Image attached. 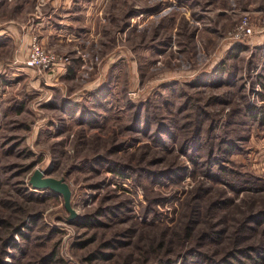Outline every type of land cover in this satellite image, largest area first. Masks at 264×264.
Masks as SVG:
<instances>
[{
    "label": "rangeland",
    "instance_id": "obj_1",
    "mask_svg": "<svg viewBox=\"0 0 264 264\" xmlns=\"http://www.w3.org/2000/svg\"><path fill=\"white\" fill-rule=\"evenodd\" d=\"M263 237L264 0H0V264H264Z\"/></svg>",
    "mask_w": 264,
    "mask_h": 264
},
{
    "label": "trees",
    "instance_id": "obj_2",
    "mask_svg": "<svg viewBox=\"0 0 264 264\" xmlns=\"http://www.w3.org/2000/svg\"><path fill=\"white\" fill-rule=\"evenodd\" d=\"M251 111L254 112L253 109H251ZM197 134H199V133H197ZM226 143L229 145V148L227 149V152H224L222 150V152H224L225 155L232 154V153H234L235 150H237L236 149V147H237L236 142L229 141ZM201 147H202L201 143H195L194 147H193V149H195V151L193 152L194 161L198 162V164H200L202 162V159L199 158V157H201V153H200ZM208 157H210V161H208V163H206L207 167H208L209 171H211L213 169L216 170L215 171V172H217L215 174L216 177H222L224 175H230L234 180L238 181L237 180L239 178L238 171H226L227 170L226 165L223 164L222 162L217 161V156L215 153H211L210 155H208ZM223 159L228 160L229 158L227 156V157H224ZM114 172L119 173L121 176L123 174L122 171H119L118 169H115ZM248 176H250L251 179L254 178L250 174ZM232 186L234 187L233 188V190H234L236 188V186L235 185H232ZM235 190H236V192H239L241 189H235ZM79 224L85 225L86 223L83 221H80ZM252 250L257 255L256 259H254V257H250L252 262L254 261V263H257V262H260L261 260H264V237L252 248Z\"/></svg>",
    "mask_w": 264,
    "mask_h": 264
},
{
    "label": "built area",
    "instance_id": "obj_3",
    "mask_svg": "<svg viewBox=\"0 0 264 264\" xmlns=\"http://www.w3.org/2000/svg\"><path fill=\"white\" fill-rule=\"evenodd\" d=\"M250 32V31H249ZM27 64L37 70L39 73L55 74L64 69V64L68 58L58 55L43 47V45L34 38L30 44L26 55Z\"/></svg>",
    "mask_w": 264,
    "mask_h": 264
},
{
    "label": "water",
    "instance_id": "obj_4",
    "mask_svg": "<svg viewBox=\"0 0 264 264\" xmlns=\"http://www.w3.org/2000/svg\"><path fill=\"white\" fill-rule=\"evenodd\" d=\"M44 171L37 169L31 177V183L38 189H50L54 192L61 193L65 200V207L71 213V219L76 216L75 210L71 207L72 191L69 184L62 178L57 179L51 176H44Z\"/></svg>",
    "mask_w": 264,
    "mask_h": 264
},
{
    "label": "crops",
    "instance_id": "obj_5",
    "mask_svg": "<svg viewBox=\"0 0 264 264\" xmlns=\"http://www.w3.org/2000/svg\"><path fill=\"white\" fill-rule=\"evenodd\" d=\"M29 34H25V37H23V39H25L26 40V38H27V36H28ZM21 37H20V39H19V42L21 41V43H20V46H21V48H22V50L20 51V53H19V56H17L16 55V53H14V55L12 56V58L14 59V60H18L19 61V59H20V61H21V59L24 57V54L26 55V53L28 52V50H27V44H28V42L26 43L24 40H23ZM22 41H24V43L22 44ZM30 43V42H29ZM19 44V43H18ZM20 57V58H19ZM19 61V62H20ZM21 62H23V61H21Z\"/></svg>",
    "mask_w": 264,
    "mask_h": 264
}]
</instances>
